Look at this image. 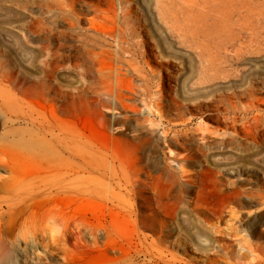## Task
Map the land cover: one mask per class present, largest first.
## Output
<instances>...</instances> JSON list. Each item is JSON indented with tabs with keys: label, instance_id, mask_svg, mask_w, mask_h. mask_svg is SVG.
I'll list each match as a JSON object with an SVG mask.
<instances>
[{
	"label": "rangeland",
	"instance_id": "rangeland-1",
	"mask_svg": "<svg viewBox=\"0 0 264 264\" xmlns=\"http://www.w3.org/2000/svg\"><path fill=\"white\" fill-rule=\"evenodd\" d=\"M0 264H264V0H0Z\"/></svg>",
	"mask_w": 264,
	"mask_h": 264
},
{
	"label": "bare ground",
	"instance_id": "bare-ground-1",
	"mask_svg": "<svg viewBox=\"0 0 264 264\" xmlns=\"http://www.w3.org/2000/svg\"><path fill=\"white\" fill-rule=\"evenodd\" d=\"M157 3H160V0H157Z\"/></svg>",
	"mask_w": 264,
	"mask_h": 264
}]
</instances>
